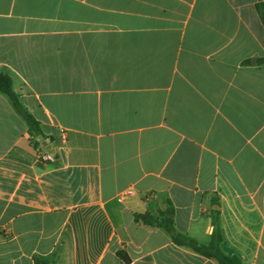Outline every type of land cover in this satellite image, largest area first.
I'll list each match as a JSON object with an SVG mask.
<instances>
[{"label":"crops","instance_id":"obj_1","mask_svg":"<svg viewBox=\"0 0 264 264\" xmlns=\"http://www.w3.org/2000/svg\"><path fill=\"white\" fill-rule=\"evenodd\" d=\"M264 0H0V264H264ZM42 154H47L45 158ZM122 249L129 258L117 254Z\"/></svg>","mask_w":264,"mask_h":264},{"label":"trees","instance_id":"obj_2","mask_svg":"<svg viewBox=\"0 0 264 264\" xmlns=\"http://www.w3.org/2000/svg\"><path fill=\"white\" fill-rule=\"evenodd\" d=\"M256 61L264 62V56L256 58ZM0 92L4 93L8 97L16 112L22 116L28 126L29 134L33 137L42 136V131L38 120L21 102L18 94L13 88L11 77L5 72H0ZM172 214V208L168 207L164 211H161L158 216H154L150 213H142L136 214L135 218L137 220H141L145 224L164 228L176 242L191 246L199 253L215 258L219 264H241L238 257L227 255L220 249L221 234L217 217L213 218V231L211 233L209 242L201 243L190 236L177 232L173 226ZM117 254L124 262L129 261L128 256L122 249H120ZM34 264L50 263L47 262L46 258L35 257Z\"/></svg>","mask_w":264,"mask_h":264},{"label":"built area","instance_id":"obj_3","mask_svg":"<svg viewBox=\"0 0 264 264\" xmlns=\"http://www.w3.org/2000/svg\"><path fill=\"white\" fill-rule=\"evenodd\" d=\"M47 156V154H42V157L45 158Z\"/></svg>","mask_w":264,"mask_h":264}]
</instances>
